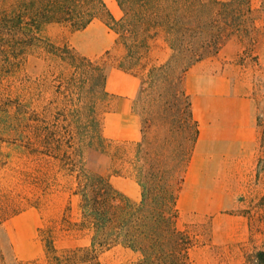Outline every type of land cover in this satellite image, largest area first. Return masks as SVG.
<instances>
[{"label": "rangeland", "instance_id": "374dc122", "mask_svg": "<svg viewBox=\"0 0 264 264\" xmlns=\"http://www.w3.org/2000/svg\"><path fill=\"white\" fill-rule=\"evenodd\" d=\"M219 1H233L235 12L218 13L219 2L201 10L203 22H216L197 35L204 57L186 71L165 31L144 32L141 25L136 35L135 16L118 0H103L117 22L97 6L83 28L47 20L25 25L24 35L0 23V264H120L134 257L120 245L98 250V257L89 249L92 231L80 225L81 195L68 171L75 164L108 177L135 202L141 199L139 179L156 182L151 172H163L174 189L181 186L178 225L192 238L191 264H264V0ZM2 10L9 12L10 1L0 0ZM211 32H221L217 50L208 45ZM17 36L33 44L22 50ZM196 64L204 66L196 69L199 74L226 73L254 100L261 144L243 174L219 164L200 178L186 175L196 130L186 73ZM100 69L106 76L113 70L115 83L116 70L138 78V140L104 133L115 100L103 90ZM186 182L189 190H201L196 205L180 197ZM15 216L38 220L42 262L14 259L4 223Z\"/></svg>", "mask_w": 264, "mask_h": 264}, {"label": "trees", "instance_id": "16d2710c", "mask_svg": "<svg viewBox=\"0 0 264 264\" xmlns=\"http://www.w3.org/2000/svg\"><path fill=\"white\" fill-rule=\"evenodd\" d=\"M8 1H10V10L7 13L4 10L0 12V23L10 25L16 33L20 31L24 35L27 34L25 25L38 27V22L47 20L69 22L76 28L86 27L96 16L97 6L106 11L110 21L117 22L106 9L103 0ZM118 1L125 8L126 14L135 16V22L131 23V27L136 35L141 25H145L144 32L150 31L151 28H162L165 31L166 39L174 49V58L185 63L184 71L204 57L202 48H206L197 35L203 32L205 27L216 22L213 18L203 22L201 10L208 5V2H219L221 7L218 13L235 12L233 1ZM114 29L120 31L117 28ZM220 35L221 32L217 34L211 32L209 47L213 46L215 50L218 49ZM16 40V46L22 50L33 44L22 36H17ZM157 70L156 67L152 68L150 74ZM99 71L103 90L106 92L107 76L105 70L100 69ZM92 121L95 129V118ZM195 123L194 142L199 132L196 120ZM97 132V136L103 139L102 130L98 126ZM76 151L78 152L79 149L77 148ZM59 158L63 161V158ZM70 169L68 170L70 174H75L76 192L81 195L82 220L80 225L92 231L89 249L96 253V257H98V250L104 251L120 245L139 253V259L132 264H191L189 251L193 245L192 238L188 231L181 229L178 225L177 201L178 190L181 186L174 189L163 172L159 174L151 172L156 182L152 185L148 181L139 179L142 186L141 199L135 202L117 190L108 177L92 173L82 164H75Z\"/></svg>", "mask_w": 264, "mask_h": 264}, {"label": "crops", "instance_id": "0c3cea01", "mask_svg": "<svg viewBox=\"0 0 264 264\" xmlns=\"http://www.w3.org/2000/svg\"><path fill=\"white\" fill-rule=\"evenodd\" d=\"M203 67L202 64L193 65L186 73L187 91L199 130L186 175L190 180L192 175L200 178L206 174L205 170L217 169L219 164L223 169H236L234 174H243L241 171L254 164L261 144L254 100L240 93L226 73L196 72ZM112 71L108 72L106 88L113 94L115 104L104 120V133L108 131L114 139L138 140L141 119L133 109L139 92L138 78L132 73L116 70L114 75L118 81L115 83L111 78ZM187 182L180 197H186L196 205L201 201V190H189ZM38 224L37 219L23 216L12 217L4 223L14 248V259L19 263L42 262L46 258L44 244L38 237ZM124 249L134 257L120 264H132L139 259V253ZM99 259L101 261V256Z\"/></svg>", "mask_w": 264, "mask_h": 264}]
</instances>
